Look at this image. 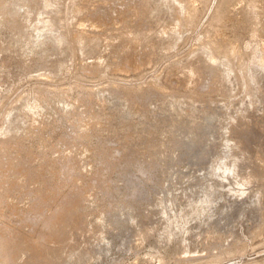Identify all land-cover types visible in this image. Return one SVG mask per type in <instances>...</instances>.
<instances>
[{
  "label": "rangeland",
  "instance_id": "374dc122",
  "mask_svg": "<svg viewBox=\"0 0 264 264\" xmlns=\"http://www.w3.org/2000/svg\"><path fill=\"white\" fill-rule=\"evenodd\" d=\"M2 1L0 264H264V0Z\"/></svg>",
  "mask_w": 264,
  "mask_h": 264
},
{
  "label": "bare ground",
  "instance_id": "6f19581e",
  "mask_svg": "<svg viewBox=\"0 0 264 264\" xmlns=\"http://www.w3.org/2000/svg\"><path fill=\"white\" fill-rule=\"evenodd\" d=\"M1 4H5V2H3L2 0L0 1ZM162 8V7H161ZM7 10L6 8H2L1 10V14H6ZM218 20H221V17L218 18ZM60 43V42H59ZM58 43V44H59ZM222 49L221 45H217L215 47V50L219 51ZM234 49L233 48H229L227 54L229 56H231V54L233 53ZM89 120L95 121L96 120V115L95 113H90L87 117ZM97 122V121H96ZM103 143V142H102ZM104 145V144H103ZM9 143L6 141H3L0 144V153L4 154L7 152V150L9 149ZM88 146V145H87ZM99 146V145H98ZM6 156V155H5ZM115 159V158H114ZM127 159V158H126ZM123 160V159H122ZM22 160H17V158L15 156L9 155L6 156L5 159H1L0 158V183L1 185L5 188L7 181H6V177H7V172L8 171H14L18 170L20 166H22ZM73 163V162H72ZM105 165V164H104ZM53 167V166H51ZM50 167V168H51ZM233 174L236 176H240V180L239 183L241 184H248L251 183L253 181V177L250 175V173L246 172L245 169H233ZM24 171H26L25 173L29 176L30 179L33 180V176H34V171L32 169H28V168H24ZM50 171V170H49ZM52 171V170H51ZM23 172V171H22ZM37 173V172H36ZM46 173V172H45ZM54 174V173H53ZM11 176V174H9ZM39 175V174H38ZM43 175V173H42ZM36 176V175H35ZM41 177V176H40ZM35 178V177H34ZM43 178V177H42ZM46 178V177H44ZM40 179V178H39ZM35 180V179H34ZM46 181V180H45ZM45 186V185H44ZM48 193V192H47ZM74 206L67 208L55 221H53L51 223V227L50 230L52 231L53 234L56 235H62L64 236L66 234V230L67 227L69 226V221L68 219L71 217V215L74 212ZM71 230V229H70ZM31 242V238L26 236L21 238L19 241H12L10 239L5 238L3 235L0 238V251H8L9 249H14L16 252H20L21 250H23V247L25 244ZM38 253V249L35 250ZM50 262H52L53 264H57L56 261L54 259H50Z\"/></svg>",
  "mask_w": 264,
  "mask_h": 264
}]
</instances>
